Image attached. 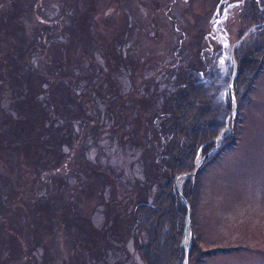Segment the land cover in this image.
<instances>
[{"label": "rangeland", "instance_id": "obj_1", "mask_svg": "<svg viewBox=\"0 0 264 264\" xmlns=\"http://www.w3.org/2000/svg\"><path fill=\"white\" fill-rule=\"evenodd\" d=\"M218 1L0 0L1 57L18 47V41L27 42L35 35H40V39L46 41V28L54 32V39H63L64 36L59 35L63 25L61 22L67 23L68 16L75 12L81 14L91 2L94 10L89 11L87 31H83L80 36L84 39L83 44L80 42L74 49H67V54L62 50L60 55L64 60L69 57L72 64L83 59L81 71L96 85L100 83L97 88L99 95L93 97L97 106H91L90 112L94 122L77 124L81 129L80 142L64 147L67 154L59 164L51 168L35 166L31 162L33 152L25 154L20 151L15 138H11L9 149H0V261L27 264L31 253L38 261L43 252L42 245L45 244L50 260L61 263L73 250V234L66 226L57 227V216L53 217L55 224H52L51 231L44 232L42 229L47 219L45 211H39L38 208L46 205L47 209L54 208L57 213L65 206L66 210L72 206L76 211H81V215L89 217L94 225H98L104 216L103 206L95 195V173L107 169L117 176L124 187H129L136 177H143L141 171L144 163L139 157L142 148L131 145L129 139L120 141L118 134L122 133H119L121 130L126 131L123 133L125 138L127 130H130L142 135L143 131L137 130L134 125L141 122L143 126L145 121L151 134L154 132L155 127L149 121L159 106H149L141 113L133 102L141 94L153 92V88L145 90L140 87L142 85H157V91L172 90L164 78L166 74L179 72V69H175V62H180L188 55L183 48L189 47L199 52L203 61L199 60L198 55L190 58L202 62L203 68L209 66L208 45L204 47L201 41H197L202 40V34L206 33V24L212 19ZM15 5L19 6L20 14L11 18L16 12L13 9ZM60 9L63 10L61 14ZM7 14H11L8 22ZM236 20L239 21V18ZM238 21L229 28L230 45L222 50V61L227 56L232 59L231 67L223 78L231 77V71L237 63V56L232 49L250 46L254 42L251 32L254 26L247 28ZM203 26L204 30L201 29ZM240 30H244L242 38L236 36ZM220 38L225 43L226 40ZM202 41L205 44L204 38ZM41 48L37 46L25 61L30 70L39 66V71L44 73L51 51L57 50L56 47L52 48V44L43 48V53H40ZM86 50H90L89 54L85 53ZM220 65L217 68L221 71ZM93 67L96 74L91 75ZM254 81L250 93L241 99L239 110L235 99L233 124L230 118L222 140H218V149H221L208 157L209 161L201 168L198 177L199 194L192 211L194 231L198 233L201 251L214 250L200 264H264V64ZM5 82L4 78H0V90H3L0 93L3 96L0 106L3 108L8 105L11 88V84ZM226 97L227 93L224 98L222 93H218V102L224 104ZM98 112L100 118L96 119ZM1 113L0 110V121ZM3 128L5 126L0 124V132ZM130 131L129 138L135 137ZM232 133L237 138L235 144L225 146V137ZM201 157L202 154H199L196 163ZM40 159L50 164L48 155L40 153ZM84 159L91 162L90 166ZM63 178L70 184L76 183L70 190L62 191L60 185L63 181L60 179ZM184 180H180L181 190ZM119 190L120 187L115 184L114 192L118 193ZM33 204L38 208H32ZM33 217L43 226L42 231L38 230ZM37 235L44 237L43 244L33 241ZM126 247L127 254L119 250L109 255V262L117 264L118 259L123 257L120 264H143L130 242Z\"/></svg>", "mask_w": 264, "mask_h": 264}, {"label": "trees", "instance_id": "obj_2", "mask_svg": "<svg viewBox=\"0 0 264 264\" xmlns=\"http://www.w3.org/2000/svg\"><path fill=\"white\" fill-rule=\"evenodd\" d=\"M258 4L259 6L255 0H244L238 15V23L241 22L247 28L254 26V30L251 31L254 42L250 46L234 49L237 66L233 78V94L238 110L241 107V99L252 90L254 80L261 73L264 64V10L260 9L264 7V0H258ZM18 7L14 6L16 12L11 18L20 14ZM93 10L90 2L81 14L75 12L68 16L67 23L61 22L63 25L59 29V35L64 36L61 40L54 39V32L46 28V41H42L40 35H35V38L27 39V42L18 41V47L15 49L12 47L11 53H6L5 57L0 56V78L11 84L8 105L5 108L0 106L2 111L0 124L2 127L5 126L0 132V149H9L11 138H15L18 140L17 146L20 151L25 154L33 152L31 162L35 166L51 168L65 158L66 145L70 147L73 143L80 142L81 129L78 125H82V122L84 124L94 122L90 112L91 106H97L93 97L99 95L97 88L100 83L96 85L95 81L81 71L82 58L81 61L77 60L76 64H72L69 57L64 60L60 55L62 50L67 54V49H74L80 42L83 44L84 39L80 36L83 31H87L90 16L88 14ZM62 12L60 9L59 14ZM10 15L7 14V22ZM201 29L204 30V26ZM204 34L205 32L202 34V40ZM243 34L244 30H240L236 36L242 38ZM202 40H198L197 43L201 41L205 47L207 44ZM50 44L52 48L56 47L57 51H51L45 72L39 71V66L30 70L25 61L29 53L32 55L37 46L42 47L40 53H43V48L46 49ZM182 50L188 55L180 62H175L177 64L175 69H179V72L173 75L165 73L164 81L172 90L157 91L155 90L157 85L153 87L148 86L149 84L142 85L140 87H144L145 90H148V87L153 88V92L149 95L141 94L140 98L133 102L138 105L141 113L149 106H159L154 119L150 117L149 121V124L155 127L154 132L151 134V129L146 126L145 121L143 126L141 122L134 125L137 130L143 131L142 135L130 130H127L125 138L123 133L126 131L121 130L119 133H122L118 134L120 141L129 139L131 145L142 148L139 157L144 163L141 171L143 177H136L129 187H124L117 176L107 169L95 173L93 179L95 195L99 204L103 206L104 216L98 225H94L89 217L81 215V211H76L72 206L67 210L66 206L57 210V214L54 208L47 209L46 205L38 208L33 204L32 208L37 207L39 211H45L47 219L43 228L34 218L36 214L33 217V222L39 228L36 229L51 231L52 224H55L53 217L57 216V227L66 226L67 230L72 232L75 244H71L73 250L71 249L68 258L62 259L61 263L50 260L44 244L41 258L37 261L31 253L27 264H112L109 262V255L116 254L119 250L125 252L124 255L127 254L126 246L129 242L143 264H183L184 250L180 243L185 228L186 209L175 191L174 179L195 168L198 153L204 155L213 148L215 145L213 139L224 127L226 113L230 110L232 102L231 95L227 93L225 103H219L217 97L218 93H221L220 87L201 81L200 72H205L207 68V65L203 68V63L200 62L203 61L201 54L189 47ZM89 51L86 50L85 53L89 54ZM194 55H198L200 61L190 58ZM207 60L211 62L209 57ZM69 70L72 71L68 72ZM90 74H96L94 67ZM208 77L218 78V73L211 72ZM220 82L228 84L229 78H222ZM0 87L2 88V85ZM2 92L3 90H0V93ZM2 97L0 94V98ZM99 118L98 112L96 119ZM129 131L135 137L129 138ZM234 134L225 137L223 141L225 146L235 144L237 138ZM220 149L221 147L218 150ZM40 153L48 155L51 159L50 164L48 161L47 164L41 161ZM84 160L87 164L91 163ZM207 161L209 159L198 168L193 180L191 176L185 178L181 190L191 208L190 222L193 234L188 264H200L214 251H201L199 248V236L194 231L192 212L199 194L198 177ZM56 180H59L58 176ZM60 181H63L60 185L62 191L70 190L76 183L74 181L70 184L65 178ZM114 183L120 187L118 193L114 192ZM106 190L109 191L108 194ZM43 239V236L37 235L33 241L36 244H43ZM10 249L12 252L14 247ZM118 260L117 264H120L121 260ZM0 264L6 262L1 260Z\"/></svg>", "mask_w": 264, "mask_h": 264}, {"label": "flooded vegetation", "instance_id": "obj_3", "mask_svg": "<svg viewBox=\"0 0 264 264\" xmlns=\"http://www.w3.org/2000/svg\"><path fill=\"white\" fill-rule=\"evenodd\" d=\"M243 3L244 0H219L212 13V19H210L211 21L209 20L208 24H206L207 31L204 35V38L205 43L208 45L209 58L211 62H209V66L206 68L205 72H200V79L201 81L206 82L205 84H214L216 86H219L220 91L225 90V85H228L220 82V80L224 77L226 71H229L232 63V59H229V56H227L226 60L222 61L224 57L223 55L221 58V55L223 53L222 50L225 46L228 47L230 45L229 28L231 25L238 21L236 19L238 18V15L242 10L241 7ZM220 37H223L224 40H226L225 43H222ZM234 49L232 50L235 53ZM219 53H221L220 56ZM219 64L222 65H220V69L221 71L223 70L222 72H224V74L221 73V71L217 68L219 67ZM235 66H237V63H235ZM211 72L218 73V78H209L208 75ZM215 78L218 81H215Z\"/></svg>", "mask_w": 264, "mask_h": 264}, {"label": "water", "instance_id": "obj_4", "mask_svg": "<svg viewBox=\"0 0 264 264\" xmlns=\"http://www.w3.org/2000/svg\"><path fill=\"white\" fill-rule=\"evenodd\" d=\"M256 4L259 6L258 4V0H255ZM261 10H264V7H260ZM264 24V22H263ZM235 71H236V66L234 67L233 71H232V75L230 77L229 83L227 85V88L223 91H221V93L223 94V98L225 97L226 93H229V95H231V102L230 104H232V108H231V112L230 114H228L226 116V120H225V125L224 127L220 130L219 134L217 135V138L213 139V142H216L215 147H213L212 149H210L206 154L202 155V157L200 158V160L196 163L195 168H193L192 171H190L189 173H185V174H181L180 176H178L176 179H174L175 181V188L177 191V194L180 198V202L183 203V205L185 206L186 209V215H185V228H184V232H183V238H182V242L180 244H182L183 250H184V259H183V264H188V256H189V249H190V243H191V239H192V223L191 221V208H190V204L188 201H186L185 197L182 194L181 188L178 185V181L181 179H185L186 177L191 176L193 180L195 177L196 172L198 171V168H200L203 163L208 159V157H210V155L215 152L218 149V146L220 145L218 140L221 141L224 135V132L226 131L228 124H229V120L231 118V124H233V119H234V115H235V98L233 96V78L235 76ZM199 155V153H198Z\"/></svg>", "mask_w": 264, "mask_h": 264}, {"label": "bare ground", "instance_id": "obj_5", "mask_svg": "<svg viewBox=\"0 0 264 264\" xmlns=\"http://www.w3.org/2000/svg\"><path fill=\"white\" fill-rule=\"evenodd\" d=\"M261 9V8H260ZM178 185L180 186V180L178 181Z\"/></svg>", "mask_w": 264, "mask_h": 264}]
</instances>
